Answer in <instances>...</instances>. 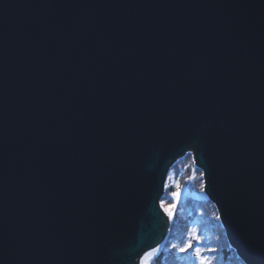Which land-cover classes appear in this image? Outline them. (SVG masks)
<instances>
[{
  "label": "water",
  "instance_id": "water-1",
  "mask_svg": "<svg viewBox=\"0 0 264 264\" xmlns=\"http://www.w3.org/2000/svg\"><path fill=\"white\" fill-rule=\"evenodd\" d=\"M186 154L264 264V0H0V264H139Z\"/></svg>",
  "mask_w": 264,
  "mask_h": 264
},
{
  "label": "trees",
  "instance_id": "trees-1",
  "mask_svg": "<svg viewBox=\"0 0 264 264\" xmlns=\"http://www.w3.org/2000/svg\"><path fill=\"white\" fill-rule=\"evenodd\" d=\"M177 183L181 188L178 199H174L172 193L177 191ZM165 185L160 205L164 202L170 206L173 216L168 234L150 264H196L194 249L181 253L171 247L183 246L193 230L199 240L192 241L194 248L215 249L203 252L212 264H243L229 246L214 206L203 194L201 172L195 168L190 154L170 168Z\"/></svg>",
  "mask_w": 264,
  "mask_h": 264
},
{
  "label": "snow or ice",
  "instance_id": "snow-or-ice-1",
  "mask_svg": "<svg viewBox=\"0 0 264 264\" xmlns=\"http://www.w3.org/2000/svg\"><path fill=\"white\" fill-rule=\"evenodd\" d=\"M204 175H205V173L201 172V176H204ZM165 187H167V185H165ZM176 188H177V191L172 193V196L174 199H178L181 185L179 183H177ZM202 190H203V185H202ZM160 206L164 210V212L168 215L169 220H171L172 216H173V211L170 210L164 204V202H161ZM217 219H220V217L218 216ZM193 240H196L197 242H199V240L195 234V230L192 231L190 239L185 241L183 246H178L176 244H173V245H171V247L175 248L177 251H179L181 253H185L189 249H194L196 264H212L211 259H209L207 256H204L203 252L204 251L211 252V251H215V249H206L205 250V249H201V248H194L193 243H192ZM158 251H159V245H157L155 248H152L149 251L145 252L143 254V256H141L139 258V264H150L151 260L154 259V254L157 253Z\"/></svg>",
  "mask_w": 264,
  "mask_h": 264
},
{
  "label": "rangeland",
  "instance_id": "rangeland-1",
  "mask_svg": "<svg viewBox=\"0 0 264 264\" xmlns=\"http://www.w3.org/2000/svg\"><path fill=\"white\" fill-rule=\"evenodd\" d=\"M168 208H170V206H168ZM154 256H155V254H154Z\"/></svg>",
  "mask_w": 264,
  "mask_h": 264
}]
</instances>
